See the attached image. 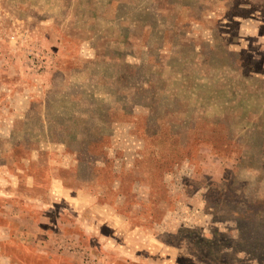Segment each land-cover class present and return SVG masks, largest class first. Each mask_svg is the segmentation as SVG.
Listing matches in <instances>:
<instances>
[{
	"label": "rangeland",
	"instance_id": "374dc122",
	"mask_svg": "<svg viewBox=\"0 0 264 264\" xmlns=\"http://www.w3.org/2000/svg\"><path fill=\"white\" fill-rule=\"evenodd\" d=\"M0 264H264V0H0Z\"/></svg>",
	"mask_w": 264,
	"mask_h": 264
}]
</instances>
